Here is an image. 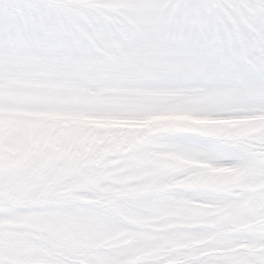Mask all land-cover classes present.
Listing matches in <instances>:
<instances>
[{"label": "clouds", "instance_id": "clouds-1", "mask_svg": "<svg viewBox=\"0 0 264 264\" xmlns=\"http://www.w3.org/2000/svg\"><path fill=\"white\" fill-rule=\"evenodd\" d=\"M171 81L241 121L207 181L111 103ZM0 264H264V0H0Z\"/></svg>", "mask_w": 264, "mask_h": 264}, {"label": "rangeland", "instance_id": "rangeland-1", "mask_svg": "<svg viewBox=\"0 0 264 264\" xmlns=\"http://www.w3.org/2000/svg\"><path fill=\"white\" fill-rule=\"evenodd\" d=\"M161 72H179L178 68H161ZM170 86L157 89H129L115 97L111 103L128 109H139L149 113L144 119L123 122V126L136 129H151L153 133L173 136L182 152L172 153L169 159L192 170L188 178L195 181H207L210 175L221 171L208 162L217 152L216 138L223 135L225 126L241 121L227 117L232 111V101L226 96L199 89L191 82L171 81ZM254 119V118H250ZM196 144L207 146L208 158H196ZM198 170H208L209 175ZM196 203L197 207H203ZM177 214L189 209L176 208Z\"/></svg>", "mask_w": 264, "mask_h": 264}]
</instances>
